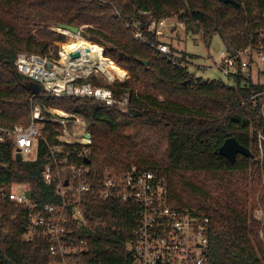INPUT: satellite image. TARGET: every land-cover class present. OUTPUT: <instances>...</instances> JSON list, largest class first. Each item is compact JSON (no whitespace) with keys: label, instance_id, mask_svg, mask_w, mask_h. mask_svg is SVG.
I'll return each instance as SVG.
<instances>
[{"label":"trees","instance_id":"trees-1","mask_svg":"<svg viewBox=\"0 0 264 264\" xmlns=\"http://www.w3.org/2000/svg\"><path fill=\"white\" fill-rule=\"evenodd\" d=\"M236 1L0 0V123L28 124L32 102L83 116L93 139L92 171L136 165L166 176L171 205L194 206L210 216L211 264H264V219L254 215L259 205L264 209V108L251 99L264 91V83L241 72L227 76L232 85L195 78L187 53L174 62L136 39L133 29L139 24L145 31L148 16L140 11H148L184 23L207 44L219 35L231 53L250 45L260 49L264 0ZM61 24L86 25L83 35L129 71L128 79L110 85L116 97L128 94L126 112L91 98L36 95L31 78L18 72L16 55L49 53L51 41L62 35L51 27ZM232 136L253 155L238 154L235 160L221 155L220 146ZM0 161L7 164L6 179L28 183L41 205L55 201L41 177L42 157L16 162L13 148L5 145ZM135 211L118 198L88 195L85 214L92 226L78 228L88 241L81 264H132L128 245ZM7 221V231L0 233V264H51L43 237L26 240L27 225L9 216Z\"/></svg>","mask_w":264,"mask_h":264},{"label":"built area","instance_id":"built-area-1","mask_svg":"<svg viewBox=\"0 0 264 264\" xmlns=\"http://www.w3.org/2000/svg\"><path fill=\"white\" fill-rule=\"evenodd\" d=\"M140 13L148 16V24L145 31L135 24L134 37L176 62L179 52H174L162 38L167 28L185 29V24L173 18H155L148 11ZM146 32L160 41L151 40ZM259 37L264 41V27ZM64 49L63 46L59 51V57L52 53L16 55L18 72L40 85L36 95L91 98L109 106L118 105L124 112L128 110V94L118 98L110 87L118 80L128 79V70L124 78L110 80L99 71L81 69L78 53L70 55ZM219 58L216 68L225 76L240 72L248 76L254 65H264V46L254 49L250 45L233 53L223 49ZM251 99L264 108V91L254 92ZM47 111L51 116L44 115L40 103L32 102L28 124L0 123V146L10 145L16 162H36L42 157L41 177L52 187L55 201L41 205L28 183L6 179L7 164L0 161V233L9 227L8 216L10 220L20 219L27 225L23 238L35 240L41 236L46 240L53 257L51 264H81L88 241L79 236L78 228L92 226L85 214L87 196L118 198L136 209L133 239L128 245L132 264H211L208 214L194 206L171 205L167 178L156 171L136 165L104 174L92 171L91 162H85L91 160L93 144L86 119L71 112L57 110L54 114L53 109L52 115L50 108ZM47 123L51 128H46ZM19 153L22 159L17 161Z\"/></svg>","mask_w":264,"mask_h":264},{"label":"rangeland","instance_id":"rangeland-1","mask_svg":"<svg viewBox=\"0 0 264 264\" xmlns=\"http://www.w3.org/2000/svg\"><path fill=\"white\" fill-rule=\"evenodd\" d=\"M173 20L177 22L176 19H173ZM85 27L86 25L82 26V28H85ZM51 28L52 30H55L58 33L62 34L60 36L55 37L51 41L52 46H51V51L49 52L55 56L54 48L57 47L58 56L56 57H59V51H61L63 46H65L66 43H68L70 36L65 32L62 26H54ZM166 32H167L166 36H164L162 40L166 42L167 44H169L171 47H173L177 51V53L179 52V54H182V51H184L185 53L188 54L187 55V60L189 61L188 70L193 76H195V78L221 80L225 82L226 84H230V85L234 84V81L230 79L229 77L225 76L222 72H220L216 68V65H215L220 59L219 56H220L221 50L225 49V43L223 42V40L220 38L219 35L215 34L212 37L211 42L207 44L203 36L201 35V33H192L191 31H186L184 28H181V27H178L177 30L167 28ZM81 35L87 39V37H85L82 32H81ZM103 54H104V49H103ZM112 61L115 62L114 60ZM121 68L127 71L126 68H123V67ZM263 69H264V65H261V64L254 65L252 67L251 74H252V78L255 81L264 83V73L262 74L259 73V71ZM99 72H101L103 75L110 78V80H114L117 78H124L123 75H119L114 71L100 70ZM30 81L32 82L33 80L30 79ZM101 81L105 84L107 83L106 82L107 80L105 81L104 78H102ZM48 108H50V112H52V110L54 109V114L56 113L57 110L58 112H68L64 110L60 105H55V106H51ZM44 109L47 111V107H43V113H44ZM44 115L47 117L51 116V114L47 115L45 113ZM52 115H53V112H52ZM254 215L257 218L264 219V209L261 207V205H259L254 210Z\"/></svg>","mask_w":264,"mask_h":264},{"label":"bare ground","instance_id":"bare-ground-1","mask_svg":"<svg viewBox=\"0 0 264 264\" xmlns=\"http://www.w3.org/2000/svg\"><path fill=\"white\" fill-rule=\"evenodd\" d=\"M64 30L70 36L68 43L64 46V52L70 55L78 53L82 62L81 69L114 71L119 75L125 76L126 70H123L112 59L104 56L103 46L87 40L81 33L73 32L68 28H64Z\"/></svg>","mask_w":264,"mask_h":264},{"label":"water","instance_id":"water-1","mask_svg":"<svg viewBox=\"0 0 264 264\" xmlns=\"http://www.w3.org/2000/svg\"><path fill=\"white\" fill-rule=\"evenodd\" d=\"M221 2L224 3H232V4H238L236 0H220ZM59 26H62L64 28H68L73 32H82V27L75 26V25H70V24H61ZM141 62L147 66L148 62L146 60H141ZM33 89L36 93L40 92V85L39 84H33ZM88 136V135H87ZM219 153L231 160H235L238 154H244L246 156L251 157L253 154L251 150L246 147L245 145L241 144L236 137H228L225 142L220 146L219 148ZM22 159L21 154H17L16 160L20 161ZM85 162L89 164L91 162L90 159H86ZM29 192H27L28 194Z\"/></svg>","mask_w":264,"mask_h":264}]
</instances>
